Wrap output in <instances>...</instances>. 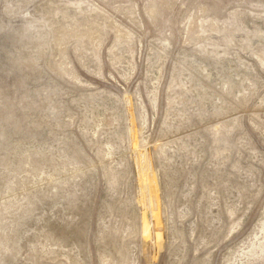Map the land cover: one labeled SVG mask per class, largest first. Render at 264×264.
Here are the masks:
<instances>
[{
	"label": "rangeland",
	"instance_id": "374dc122",
	"mask_svg": "<svg viewBox=\"0 0 264 264\" xmlns=\"http://www.w3.org/2000/svg\"><path fill=\"white\" fill-rule=\"evenodd\" d=\"M0 264H264V0H0Z\"/></svg>",
	"mask_w": 264,
	"mask_h": 264
}]
</instances>
